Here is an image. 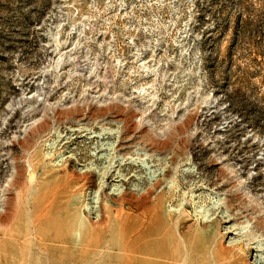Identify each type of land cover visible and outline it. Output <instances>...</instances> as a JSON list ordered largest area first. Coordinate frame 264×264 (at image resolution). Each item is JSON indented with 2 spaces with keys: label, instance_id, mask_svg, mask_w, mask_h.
<instances>
[{
  "label": "rangeland",
  "instance_id": "1",
  "mask_svg": "<svg viewBox=\"0 0 264 264\" xmlns=\"http://www.w3.org/2000/svg\"><path fill=\"white\" fill-rule=\"evenodd\" d=\"M159 261L264 264V0H0V264Z\"/></svg>",
  "mask_w": 264,
  "mask_h": 264
},
{
  "label": "bare ground",
  "instance_id": "2",
  "mask_svg": "<svg viewBox=\"0 0 264 264\" xmlns=\"http://www.w3.org/2000/svg\"><path fill=\"white\" fill-rule=\"evenodd\" d=\"M75 130V129H74ZM111 176H112V173H109L108 175H107V178L109 179V178H111ZM120 176L118 175V176H116V178L114 177L113 179H111V182L110 183H113V182H118L117 181V179L119 178ZM120 179V178H119ZM122 180V179H121ZM110 183H108L107 185H104V188H105V186L106 187H109L110 186ZM114 185V184H113ZM148 192V191H147ZM146 193V192H145ZM142 194L141 196L139 195L138 197H136V199L137 198H142L141 200H139L138 201V203L139 204H137L138 205V207L137 208H134V206L132 205V204H130L129 205V210L127 211L128 212V217L127 218H124V214H123V211H125V210H121L120 212L119 211H117L118 212V216H119V219H120V226H121V228H122V231L123 232H127L128 230H130V229H132V228H134V227H136V226H139L138 228H140V231H141V235H140V237H136V238H134V239H132V241H126L125 243H124V247H126V248H129V250H132V252H133V254H134V256L132 257L133 258V261H134V259H137V260H140V259H144V258H150V257H152L153 255L154 256H158V257H166V254H165V252H159L158 250H154L155 248H149V246L150 245H153L154 247H156V246H158V247H162V245H161V243H163V241L160 239V241L158 240V242L160 243V245L161 246H159L158 245V243H156L157 241H153V240H149L147 237H148V235H149V233H150V229H154V231L156 230L155 228H154V226L152 227V226H150L149 227V224H146L145 222H147L146 220V218L145 217H147V214L148 213H150L148 210V201H149V198H152L151 197V194L148 192L147 194ZM137 196V195H136ZM156 197H158V196H156ZM47 198V197H46ZM122 198H127V197H122ZM123 200H126V199H123ZM124 202V201H123ZM123 202H122V204H123ZM50 204V203H49ZM48 203H47V205L46 206H41V208H40V210H39V217H38V220H37V222H38V224L37 225H40L43 221H45V214L46 213H49L48 212V210H49V207H47L48 205H49ZM136 204V203H135ZM124 206V205H123ZM122 206V207H123ZM136 206V205H135ZM156 210V209H155ZM107 211V210H106ZM116 212V213H117ZM104 213V212H103ZM113 213V212H112ZM105 214H106V212H105ZM114 215H116V214H114ZM154 215V214H153ZM12 216V215H11ZM51 216V215H50ZM98 216V215H97ZM103 216H104V214H103ZM149 216V215H148ZM151 216V215H150ZM155 216H157V220H158V214H155ZM155 216L154 217H152V219H154L155 218ZM47 217H48V214H47ZM53 218V217H52ZM115 218V217H114ZM122 218H123V220H122ZM140 218L142 219V218H144V219H142L143 220V223L142 224H140L139 225V222H140ZM103 219V218H102ZM111 219V218H110ZM152 219H151V221H152ZM98 220H100V219H98ZM108 220V219H107ZM116 220H117V218H116ZM157 220H153L154 222H156ZM102 222H105V224H106V220H101ZM111 221H112V219H111ZM159 221H161V220H159ZM158 221V222H159ZM54 222V221H53ZM108 223V222H107ZM111 224V223H110ZM109 224V225H110ZM96 225V224H95ZM98 225V224H97ZM156 225V224H155ZM163 225H164V223H163ZM100 226V225H99ZM102 226H106V225H103V223H102ZM39 227V226H38ZM41 227V226H40ZM93 227H95V226H93ZM107 227V226H106ZM106 227H105V229H106ZM160 227V226H159ZM108 228V227H107ZM109 228H110V226H109ZM150 228V229H149ZM236 230L238 229V228H235ZM96 230V229H95ZM108 231V230H107ZM153 231V232H154ZM233 231H234V229H233ZM91 232H92V230H91ZM96 232V231H95ZM161 233V231H160V229H159V231H155V233L157 234V233ZM233 235H238V234H240V233H237V232H232V230L230 231ZM138 232H136V234H137ZM160 233H159V236H161L160 235ZM162 234V233H161ZM134 235H135V233H134ZM131 238H132V235L130 236ZM131 238H129V239H131ZM159 239V238H158ZM165 243V242H164ZM239 243V242H238ZM238 245V244H237ZM166 246V245H165ZM220 247H221V245H220ZM95 248V247H94ZM163 248V247H162ZM238 248H239V246H238ZM254 250H255V247H252ZM160 250H161V248H159ZM220 250H221V252H220V254L222 255V256H227V249L222 245V247L220 248ZM125 251H126V249H125ZM124 251V252H125ZM156 251V252H155ZM163 251V250H162ZM102 253V252H101ZM126 253V252H125ZM99 254H100V252H99ZM129 254V253H128ZM176 254V253H175ZM174 254V255H175ZM217 256V255H216ZM219 256V255H218ZM124 258H125V256H124ZM181 258V257H180ZM218 258V257H217ZM124 260V259H123ZM126 260H127V258H126ZM159 260V259H158ZM177 260H178V258H177ZM225 260H227V259H225ZM132 262V261H131ZM138 262V261H137ZM160 262V261H159ZM181 262V261H180ZM161 263V262H160ZM221 263H222V261H221ZM123 264V263H122ZM162 264V263H161ZM163 264H165L164 262H163ZM173 264H178V263H173ZM180 264V263H179ZM196 264V263H195ZM200 264V263H199ZM223 264V263H222Z\"/></svg>",
  "mask_w": 264,
  "mask_h": 264
}]
</instances>
